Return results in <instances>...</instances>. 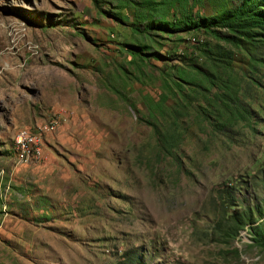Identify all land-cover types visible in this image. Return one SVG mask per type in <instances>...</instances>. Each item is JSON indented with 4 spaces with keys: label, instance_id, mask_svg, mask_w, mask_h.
Segmentation results:
<instances>
[{
    "label": "rangeland",
    "instance_id": "obj_1",
    "mask_svg": "<svg viewBox=\"0 0 264 264\" xmlns=\"http://www.w3.org/2000/svg\"><path fill=\"white\" fill-rule=\"evenodd\" d=\"M143 1L0 0V264H264L226 235L264 205V30L137 33L239 3Z\"/></svg>",
    "mask_w": 264,
    "mask_h": 264
},
{
    "label": "trees",
    "instance_id": "obj_2",
    "mask_svg": "<svg viewBox=\"0 0 264 264\" xmlns=\"http://www.w3.org/2000/svg\"><path fill=\"white\" fill-rule=\"evenodd\" d=\"M153 5H155L153 0H144L142 2V6L148 10L153 11ZM151 27H170L185 33L203 31L216 39L224 40L235 46L253 48L254 43L259 41L257 39L259 36H255L254 32L256 30H264V0H239V3L234 8L230 10L224 8L212 17L193 20L190 16H186L182 21L178 20L173 23L159 21L157 24L147 26L142 31L134 29V32L147 34ZM218 30H226L229 36H221ZM255 215L260 218L261 225L257 224V226L252 227V225H255ZM228 219L230 226L226 235L229 238L235 237L239 231L249 227L250 240L264 250V205L262 209L256 212L251 209L235 212Z\"/></svg>",
    "mask_w": 264,
    "mask_h": 264
},
{
    "label": "bare ground",
    "instance_id": "obj_3",
    "mask_svg": "<svg viewBox=\"0 0 264 264\" xmlns=\"http://www.w3.org/2000/svg\"><path fill=\"white\" fill-rule=\"evenodd\" d=\"M22 136H24V135H22ZM19 137V136H18ZM24 146H25V143H24V141H18V138L16 139V148H17V150L19 149V148H21V149H24Z\"/></svg>",
    "mask_w": 264,
    "mask_h": 264
}]
</instances>
